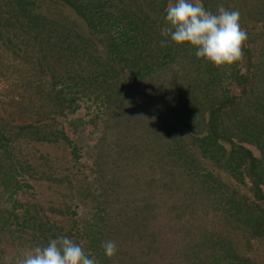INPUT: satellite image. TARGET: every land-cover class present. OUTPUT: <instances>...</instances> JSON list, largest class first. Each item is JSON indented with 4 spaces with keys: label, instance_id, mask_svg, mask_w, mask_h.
Segmentation results:
<instances>
[{
    "label": "trees",
    "instance_id": "obj_1",
    "mask_svg": "<svg viewBox=\"0 0 264 264\" xmlns=\"http://www.w3.org/2000/svg\"><path fill=\"white\" fill-rule=\"evenodd\" d=\"M156 1L0 0V80L10 81L3 102L7 110L0 114L2 193L12 197L23 192L30 187L25 178L58 181L53 177L58 162L50 159V165L34 166L32 158L14 150L13 141L66 144L71 160H78L79 148L58 119L90 101L107 123L111 121L109 128L132 123V139L151 144L145 153L156 160L146 162L160 173L171 172L178 188L191 190L183 194L189 202L182 200L163 214L169 216V224L187 211L193 214L198 206L218 212V226L194 220L171 230L175 241L183 233L184 250L173 253L176 264H259L245 249L254 240L264 242V60L253 62L251 47L258 40L264 42V0H243L239 23L247 40L241 59L247 62L248 73L231 68L229 76L227 66L197 59L193 48L176 45L165 35L167 0ZM202 1L206 10L216 12L208 0ZM161 40L167 41L166 47H161ZM225 77L239 85L238 94H230ZM132 150L143 154L137 142H132ZM197 154L235 183L249 184L250 195L202 169ZM139 181L134 176L132 189L140 188ZM49 204L50 211L62 218L76 215L67 203ZM158 206L154 202L132 205V220L127 221L132 222L134 250L146 242L141 230L162 215ZM40 207L15 200L12 207L0 208V264H15L17 257L57 236L72 239L97 264H116L118 254L106 258L101 244L115 242V232L121 235L127 221L103 225L101 218L94 217L93 223L78 231L59 226ZM12 218L17 224H12ZM150 235L149 247L141 251L146 253L145 264L150 261L151 245L161 236ZM2 243L14 254L4 258Z\"/></svg>",
    "mask_w": 264,
    "mask_h": 264
},
{
    "label": "rangeland",
    "instance_id": "obj_2",
    "mask_svg": "<svg viewBox=\"0 0 264 264\" xmlns=\"http://www.w3.org/2000/svg\"><path fill=\"white\" fill-rule=\"evenodd\" d=\"M208 1L213 7L218 8L222 4L227 10L238 9L239 11L244 6L243 0ZM172 2L173 0H167L166 3L168 5ZM200 2L204 5L202 0ZM244 2L248 4V1ZM261 3L264 5L263 2ZM245 16H247L246 13ZM251 47L253 49V62L264 60V42L261 43L258 40L256 43H251ZM246 63L245 59H240L238 64L234 63L227 66V76L233 74L231 68H236L240 74L248 73ZM225 78L227 79L224 84L230 90V94H238L240 91L236 92V89L239 85L235 81L231 83V77ZM9 84L8 78L0 80V114L3 115L7 110L3 106V102L6 101L4 94L7 88L10 87ZM58 120L73 144L79 148V159L71 160L67 154L68 147L66 144H33L26 138L15 139L13 141L14 150L18 148L22 152L20 154L32 158L34 166L44 167L45 164L50 165V159L58 162L60 168H57L53 175L58 181L54 178V182H51V180L40 182L35 178H25L30 187L23 192L18 191L12 197L2 193L0 187V208L12 207L15 200H20L22 203H39L40 208L48 213V217L54 218L59 226L73 227V229L81 231L87 224L95 221L94 217L101 218L99 222L103 225L122 223L124 220L126 222L128 218L132 220V205H144L150 202L159 205L158 210L162 215H159L148 224L149 228L141 230L146 237V242L138 244L135 250L132 248V222L127 221L126 227L121 230V235L115 232L114 238L118 254L116 264H145L146 253L141 255V251L146 252L149 247L152 239L151 233H159L161 236L151 245V257H147L150 260L148 264H176L178 258L174 257L173 253L175 250H184V242L180 238L183 233L177 234L175 241L171 235V230L180 228V224L195 223L194 220L211 227L218 226L216 219V213L218 214V212H213L211 206L206 207V209L205 206L203 208L200 206L197 209L193 208V214L187 211V214L182 216V219L178 222L176 220V222L169 224V216L163 214L168 211V208L171 209L176 205L180 206L181 201L186 199V195L183 194L185 192L191 194V190L188 192L186 188H178L177 183L172 181L171 172L160 173L153 168L150 161L146 162L149 159L156 160L154 156H150L148 159L147 151L145 153V147L151 144H144L138 138L132 139V123L129 125L121 123L122 125H117L115 129L109 128L112 124L111 121L107 123L106 117L90 101H83L77 111L66 118H59ZM132 142H137L140 149L142 148V156L133 152ZM197 155L198 160L202 163V169L213 171L223 183L236 188L242 194L250 195L248 191L249 184L243 186L235 183L226 173L213 166L209 160L202 159L199 154ZM134 176L141 179L138 182L139 189H132ZM60 177L62 178L60 179ZM149 180L152 181L150 184ZM166 186L172 188V191H167ZM186 186L188 187V185ZM192 187L195 188V186ZM132 192L137 195L133 197ZM145 197L148 199H144ZM190 199H193V197ZM186 200L189 202L188 199ZM51 201L55 204L57 202L67 203L71 208V212H76V215L69 220L60 217L50 211L49 202ZM104 207H106V210ZM43 210L41 211L43 212ZM18 212L20 213L22 210L20 209ZM176 214H178L177 210ZM172 215H175V213H172ZM0 219L2 220L1 216ZM11 220L12 224L18 222L13 218ZM1 246L2 250H5L4 258L14 254V250L8 248V245L4 248L5 245L2 243ZM24 250L22 249L21 252ZM245 250L246 254L254 261L264 264V242L254 240L251 246H248ZM132 255L135 257L133 261Z\"/></svg>",
    "mask_w": 264,
    "mask_h": 264
},
{
    "label": "clouds",
    "instance_id": "obj_3",
    "mask_svg": "<svg viewBox=\"0 0 264 264\" xmlns=\"http://www.w3.org/2000/svg\"><path fill=\"white\" fill-rule=\"evenodd\" d=\"M238 10H227L221 4L215 13L204 8L200 0H173L165 8V35L176 45H188L195 50L197 59L215 67L231 66L243 55L247 34L241 29ZM167 46L166 40L160 41ZM108 259L117 254L111 240L101 244ZM15 264H97L93 256L66 236L50 239L45 246H36Z\"/></svg>",
    "mask_w": 264,
    "mask_h": 264
}]
</instances>
